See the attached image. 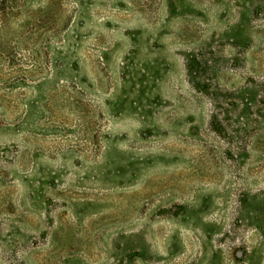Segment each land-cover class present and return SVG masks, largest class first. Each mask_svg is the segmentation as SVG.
I'll use <instances>...</instances> for the list:
<instances>
[{"label":"rangeland","instance_id":"374dc122","mask_svg":"<svg viewBox=\"0 0 264 264\" xmlns=\"http://www.w3.org/2000/svg\"><path fill=\"white\" fill-rule=\"evenodd\" d=\"M24 4L0 264H264V0Z\"/></svg>","mask_w":264,"mask_h":264},{"label":"trees","instance_id":"16d2710c","mask_svg":"<svg viewBox=\"0 0 264 264\" xmlns=\"http://www.w3.org/2000/svg\"><path fill=\"white\" fill-rule=\"evenodd\" d=\"M24 2L25 0H21V2H18L17 0H0V14L3 13V15H5L3 17H6V20H9L10 17H14L16 18L15 20H17V18L21 16L23 12L26 15H32L33 11L31 9L27 10ZM44 9L42 11H45ZM33 47L38 48L37 45H34Z\"/></svg>","mask_w":264,"mask_h":264}]
</instances>
